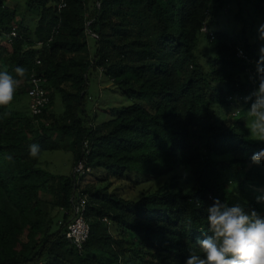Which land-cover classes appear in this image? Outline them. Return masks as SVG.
I'll list each match as a JSON object with an SVG mask.
<instances>
[{
    "label": "trees",
    "instance_id": "obj_1",
    "mask_svg": "<svg viewBox=\"0 0 264 264\" xmlns=\"http://www.w3.org/2000/svg\"><path fill=\"white\" fill-rule=\"evenodd\" d=\"M38 1L42 15L32 31L15 24V13L0 0L1 34L7 40L14 25L19 33L0 43V71L18 81L12 104L0 108V264H185L190 253L203 255L197 241L212 235L206 209L216 199L264 217V201L257 202L264 196V161L251 162L264 142L250 136L242 112L255 99L245 102L258 88L261 55L255 44L237 43L224 31H214V39L201 31L210 26L214 0H94L91 11L90 0ZM89 20L98 38L87 33ZM202 33L216 48L204 62L196 53ZM238 47L248 58L238 56ZM18 66L27 69L25 77L16 75ZM96 70L131 100L101 123L86 109ZM33 73L51 99L35 116L16 108ZM57 96L60 116L53 112ZM217 106L242 109L241 117L219 118ZM86 137L90 176L77 183L72 173L54 175L39 165L44 151L68 144L77 159ZM31 144L40 146L37 158L29 155ZM180 167L191 173V192L175 181L174 189L164 185L138 198L113 187V180L134 186ZM99 171L102 177L92 178ZM78 189L88 194L91 227L82 252L65 234ZM44 193L63 213L55 230Z\"/></svg>",
    "mask_w": 264,
    "mask_h": 264
},
{
    "label": "rangeland",
    "instance_id": "obj_2",
    "mask_svg": "<svg viewBox=\"0 0 264 264\" xmlns=\"http://www.w3.org/2000/svg\"><path fill=\"white\" fill-rule=\"evenodd\" d=\"M5 5L15 13L14 23L23 24L30 30L34 31L37 27L42 15V7L38 0H3ZM94 0L89 2V10L93 9ZM211 30L214 32L224 31L235 39L237 43L249 42L255 44L258 52L264 47V39L260 38L259 29L264 25V6L261 0H214L208 16ZM7 41L5 34H0V43ZM90 47L95 50V40L91 37L88 39ZM216 48L211 45L205 34L200 35L199 45L196 53L200 61H205L210 55H214ZM261 55V53H260ZM88 93L87 98V114L94 118L96 123H101L110 119L113 115L111 109L114 107H121L131 103V100L125 93L110 80L102 70L91 71L88 80ZM28 95L24 96L23 103L17 104V109L23 113L29 114ZM63 104L59 96L54 100L53 112L60 116L63 112ZM217 116L224 118L225 116L232 115L234 111L231 108L224 106H217ZM242 110V109H240ZM236 112V111H235ZM243 114L244 110L242 111ZM234 113V112H233ZM242 114V115H243ZM240 118L241 115L236 116ZM250 117L247 116V123ZM58 138V135H55ZM65 143L69 141H64ZM71 145V144H70ZM73 151L72 146H67L63 149L46 150L42 153L39 165L54 175H70L73 171ZM103 172L99 171L93 174L94 179L102 177ZM174 177V178H173ZM175 179V180H173ZM186 192H191L194 189V182L188 168L180 167L172 170H162L149 175V179L133 185L130 182H120L113 180V187H121L120 193L129 197H140L142 193L153 192L160 187L167 185L169 188L174 189V182ZM106 183L102 181L101 184ZM130 185V187H128ZM43 197L46 199V208L50 211L51 215L55 217L53 229L55 230L62 220L63 213L58 208H55L53 198L51 195L44 193ZM235 198V197H234ZM236 199V198H235ZM111 230L113 225L111 224Z\"/></svg>",
    "mask_w": 264,
    "mask_h": 264
},
{
    "label": "clouds",
    "instance_id": "obj_3",
    "mask_svg": "<svg viewBox=\"0 0 264 264\" xmlns=\"http://www.w3.org/2000/svg\"><path fill=\"white\" fill-rule=\"evenodd\" d=\"M260 38L264 39V25L259 29ZM260 60L257 62L258 88L245 102L252 100L247 112L250 117L247 123L250 136L264 142V47L260 49ZM242 54V50H241ZM19 77H25L27 69L18 66L14 69ZM18 81L7 71H0V108H8L15 99ZM237 108L235 111H239ZM8 113H6L7 115ZM41 152L38 144L29 146V155L37 158ZM264 161V148L251 156V162L258 164ZM264 201V196L257 197V202ZM207 222L211 236L198 240L202 256L190 253L185 264H264V217L256 210L245 211L239 204L228 206L216 199L206 209Z\"/></svg>",
    "mask_w": 264,
    "mask_h": 264
},
{
    "label": "built area",
    "instance_id": "obj_4",
    "mask_svg": "<svg viewBox=\"0 0 264 264\" xmlns=\"http://www.w3.org/2000/svg\"><path fill=\"white\" fill-rule=\"evenodd\" d=\"M66 3L62 1L59 4V8L64 7ZM97 7L100 8V2H97ZM93 20L87 22V33L92 37L98 38V34L89 29ZM59 25L53 30V33L58 32ZM202 32L210 35L211 39L215 38L214 32H212L209 27L205 24ZM1 34V32H0ZM4 34V33H3ZM19 35L17 27L14 25L11 31L6 34L7 42L12 43L13 38ZM49 39L47 42H49ZM42 41H38V45H42ZM242 50V54H241ZM238 56L243 58H248L246 51L238 47ZM38 64H41V59H37ZM28 96L30 98L29 111L31 115H40L44 112L47 106L50 104V95L43 86V78L37 73H33L28 81ZM89 97V96H88ZM240 111H236L233 115L238 116ZM93 127V123L91 124ZM92 150L91 140L89 138H84L81 143V152L79 157L76 159L73 165L72 175L75 177L77 183L82 179L90 176L94 172V168L90 165L89 156ZM73 207L72 213L69 221H67L66 237L70 242L76 247L79 252L84 250V245L90 237L91 227L90 223L85 217V210L88 204V194L82 192L80 189L76 190L72 197ZM108 221V218H105ZM40 264H44L40 262Z\"/></svg>",
    "mask_w": 264,
    "mask_h": 264
},
{
    "label": "crops",
    "instance_id": "obj_5",
    "mask_svg": "<svg viewBox=\"0 0 264 264\" xmlns=\"http://www.w3.org/2000/svg\"><path fill=\"white\" fill-rule=\"evenodd\" d=\"M73 164L75 163V161H76V158H75V151H73Z\"/></svg>",
    "mask_w": 264,
    "mask_h": 264
}]
</instances>
